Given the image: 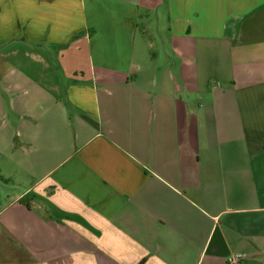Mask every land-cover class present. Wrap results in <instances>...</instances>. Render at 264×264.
Wrapping results in <instances>:
<instances>
[{
    "label": "crops",
    "instance_id": "0c3cea01",
    "mask_svg": "<svg viewBox=\"0 0 264 264\" xmlns=\"http://www.w3.org/2000/svg\"><path fill=\"white\" fill-rule=\"evenodd\" d=\"M0 184V264H264V0H0Z\"/></svg>",
    "mask_w": 264,
    "mask_h": 264
},
{
    "label": "rangeland",
    "instance_id": "374dc122",
    "mask_svg": "<svg viewBox=\"0 0 264 264\" xmlns=\"http://www.w3.org/2000/svg\"><path fill=\"white\" fill-rule=\"evenodd\" d=\"M153 23H155L154 19L151 18V20L148 23L146 22L145 26L147 27V25H148V26H150L152 28L153 27ZM155 32L156 31L153 28L152 29L149 28L148 31H147V35L149 36L148 39L152 40L151 42H153V46H152L153 51H155V53H157V54H159V53L161 54V50L163 48H165V49H167V48L164 47V46L161 47L159 45H156V38H155L156 34H155ZM154 43H155V45H154ZM9 188H11V190H8ZM15 192L19 193L20 190L17 189L15 191V189H13L12 186H8V188H7L6 185L0 184V203L3 202L4 194H6V193H15Z\"/></svg>",
    "mask_w": 264,
    "mask_h": 264
},
{
    "label": "built area",
    "instance_id": "2783aa9c",
    "mask_svg": "<svg viewBox=\"0 0 264 264\" xmlns=\"http://www.w3.org/2000/svg\"><path fill=\"white\" fill-rule=\"evenodd\" d=\"M245 258V254H234L226 258L225 264H240Z\"/></svg>",
    "mask_w": 264,
    "mask_h": 264
}]
</instances>
